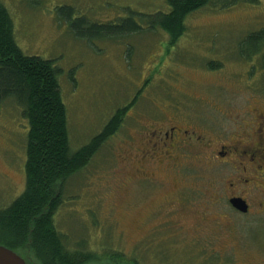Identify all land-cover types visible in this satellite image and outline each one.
<instances>
[{
	"label": "rangeland",
	"instance_id": "obj_1",
	"mask_svg": "<svg viewBox=\"0 0 264 264\" xmlns=\"http://www.w3.org/2000/svg\"><path fill=\"white\" fill-rule=\"evenodd\" d=\"M255 1L187 14L170 45L167 29L148 27L151 14L170 10L166 0H0L22 51L53 59L61 70L73 152L91 143L140 93L114 136L67 180L65 202L54 214L68 248L96 258L88 264H264V213L254 207L257 213L225 234L223 213L200 205L224 188L225 164L211 165L208 154L193 152L176 161L179 167L169 174L157 168L156 158L155 164L146 163L147 175L151 167L158 169L149 188L131 178L140 167L127 153V141L140 137L144 119L163 124L179 115L183 123L231 126L238 118L246 120L255 103L264 104V46L251 58L241 51L251 33L264 30V0ZM65 7L79 16L69 20ZM83 17L85 29L128 17L146 28L121 40L78 38L72 23ZM109 29L114 38V28ZM28 127L14 101L0 105V209L25 190ZM204 147L193 141L192 148ZM193 199L199 212L183 207ZM205 211L211 217H202ZM233 215L228 212L227 220Z\"/></svg>",
	"mask_w": 264,
	"mask_h": 264
},
{
	"label": "trees",
	"instance_id": "obj_2",
	"mask_svg": "<svg viewBox=\"0 0 264 264\" xmlns=\"http://www.w3.org/2000/svg\"><path fill=\"white\" fill-rule=\"evenodd\" d=\"M255 0H166L170 10L150 16L151 30L167 29L174 43L183 31V18L204 7L234 5ZM68 9V12L66 10ZM69 20L74 13L65 7ZM56 16V14H55ZM84 19L72 25L78 38L124 39L142 31L133 17L109 24L87 27ZM60 22V20L57 18ZM63 24L66 25L65 22ZM15 25L8 8L0 2V105L14 101L28 121L27 157L24 192L7 208L0 209V244L18 252L36 264H88L96 259L81 249H70L64 235L56 228L54 214L64 200L67 180L88 166L106 140L114 135L125 116L136 105L140 93L125 108L110 118L104 130L78 151L70 148L68 118L63 102L59 75L53 59L25 54L16 41ZM114 28V38L110 31ZM174 41V42H173ZM264 46V30L251 33L242 45V54L251 58ZM264 60V53L260 54ZM151 79L147 80V84Z\"/></svg>",
	"mask_w": 264,
	"mask_h": 264
},
{
	"label": "flooded vegetation",
	"instance_id": "obj_3",
	"mask_svg": "<svg viewBox=\"0 0 264 264\" xmlns=\"http://www.w3.org/2000/svg\"><path fill=\"white\" fill-rule=\"evenodd\" d=\"M248 114L250 116L246 120L238 118L231 126H227V122L183 123L179 115L171 116L163 124L144 119L141 121L144 129L138 133L140 137L134 135L127 141L131 145L127 153L136 163L138 161L137 166L140 167L137 169H140V173L135 171L131 178L139 179L151 188L156 180L152 174L160 167L174 174L173 170L179 167L176 161L184 156L190 158L193 152L208 154L211 165L223 163L228 173L224 188L212 194L213 198L203 199L200 205L207 211L213 208L222 212L225 220L220 229L225 234L229 233L228 229H235L245 223L244 216L257 213L254 207L258 208V213H264V104L255 103ZM193 141L205 147L192 148ZM133 151L137 153L133 154ZM156 158L161 165L158 164V169L151 167L149 176L145 170L146 163L153 165ZM234 199L244 201L247 210L237 208L232 202ZM179 203H182L181 200ZM182 204L183 207H191L190 213L199 212L196 210L199 204L195 199ZM207 211L203 212L202 217H211ZM228 212L237 216L233 215L232 219L227 220ZM215 220L221 224L218 216H215Z\"/></svg>",
	"mask_w": 264,
	"mask_h": 264
},
{
	"label": "water",
	"instance_id": "obj_4",
	"mask_svg": "<svg viewBox=\"0 0 264 264\" xmlns=\"http://www.w3.org/2000/svg\"><path fill=\"white\" fill-rule=\"evenodd\" d=\"M233 204L242 211L247 210V206L244 201L239 199L232 200ZM0 264H35L28 263L23 257H21L15 251L9 249L4 245H0Z\"/></svg>",
	"mask_w": 264,
	"mask_h": 264
}]
</instances>
